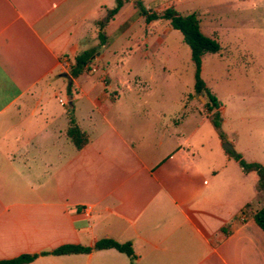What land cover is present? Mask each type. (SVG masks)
Returning a JSON list of instances; mask_svg holds the SVG:
<instances>
[{"label":"crops","instance_id":"1","mask_svg":"<svg viewBox=\"0 0 264 264\" xmlns=\"http://www.w3.org/2000/svg\"><path fill=\"white\" fill-rule=\"evenodd\" d=\"M115 1L0 0V260L133 264L114 248L41 254L110 238L131 243L135 264H264V232L253 219L264 190L251 194L256 174L237 169L223 147L237 145L224 135L226 105L217 98L222 139L194 82L162 79L178 93L171 105L150 103L155 77L131 67L178 59L165 40L172 27L145 25L129 0L99 48L94 22ZM141 1L158 12L177 0ZM87 49H96V70L67 73L64 61ZM69 117L88 136L80 149L67 137ZM248 162L264 167V157Z\"/></svg>","mask_w":264,"mask_h":264},{"label":"rangeland","instance_id":"2","mask_svg":"<svg viewBox=\"0 0 264 264\" xmlns=\"http://www.w3.org/2000/svg\"><path fill=\"white\" fill-rule=\"evenodd\" d=\"M172 6L181 14L196 13L203 33L212 34L221 46L218 53L202 56L201 77L227 107L224 135L237 142L235 149L242 151L246 161L264 157V0H177ZM165 23L163 20L160 25ZM165 40L170 52L178 49V59L163 63L160 55L148 64L131 67L139 77H155L152 83L155 93L148 98L153 105H171L170 100L178 93L174 87H164L162 79L180 77L189 89L194 82L190 50L181 33L171 28ZM70 66L65 67L67 73ZM119 71L126 75L125 69ZM201 99L204 105L206 99L202 95ZM234 166L240 170L236 160ZM249 177L253 194L254 176L250 173Z\"/></svg>","mask_w":264,"mask_h":264},{"label":"trees","instance_id":"3","mask_svg":"<svg viewBox=\"0 0 264 264\" xmlns=\"http://www.w3.org/2000/svg\"><path fill=\"white\" fill-rule=\"evenodd\" d=\"M129 0H116L113 8H106L105 13L100 18L96 19L94 24L97 27V39L99 48L104 46L107 40L105 26L119 11V9ZM133 4L137 7L144 17L145 25H149L155 20H167L173 29L178 30L183 38V41L188 45L191 54V61L194 66V94H200L205 97L204 106L207 108L211 121L217 129L219 136L224 139L221 130L220 107L221 103L215 95L205 85L201 78V59L205 53H218L221 50L220 44L213 37L205 35L200 29V20L196 13L181 14L173 6H169L161 12L152 11L151 8H146L141 0H134ZM96 49H87L76 55L73 64L70 66V73L76 76L87 71V66L91 63ZM69 126L66 134L69 140L73 143L76 149L82 148L88 142L87 134L75 123L72 117H69ZM239 164L244 173L254 172L256 174L254 189L255 192L264 190V167L257 162L246 161L241 153L235 150H227ZM253 219L259 228L264 232V205L256 210L253 214ZM114 248L122 253H125L134 263L135 253L130 242L119 243L110 238H102L95 242L92 247H83L78 245H63L51 251H43L41 254H68V253H87L92 249ZM38 254H22L11 259H2L0 264H25L35 259Z\"/></svg>","mask_w":264,"mask_h":264},{"label":"built area","instance_id":"4","mask_svg":"<svg viewBox=\"0 0 264 264\" xmlns=\"http://www.w3.org/2000/svg\"><path fill=\"white\" fill-rule=\"evenodd\" d=\"M63 66L66 67V66H69V63L67 61H64L63 63ZM96 70V66L93 64V63H89L88 66H87V71L89 72H94ZM60 103H65L63 99L59 98L58 99ZM83 213L85 216H90L91 214V207L88 205V206H85L83 208Z\"/></svg>","mask_w":264,"mask_h":264},{"label":"water","instance_id":"5","mask_svg":"<svg viewBox=\"0 0 264 264\" xmlns=\"http://www.w3.org/2000/svg\"><path fill=\"white\" fill-rule=\"evenodd\" d=\"M62 75H63V76H66L67 73H63ZM223 147H224L225 149H229V150H232V149H233V147H232L229 143H227V142H224V143H223Z\"/></svg>","mask_w":264,"mask_h":264}]
</instances>
